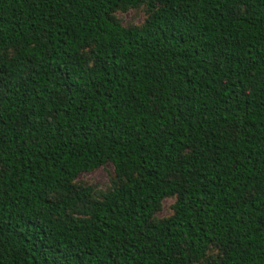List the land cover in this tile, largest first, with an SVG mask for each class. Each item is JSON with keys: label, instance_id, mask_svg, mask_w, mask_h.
I'll return each mask as SVG.
<instances>
[{"label": "trees", "instance_id": "trees-1", "mask_svg": "<svg viewBox=\"0 0 264 264\" xmlns=\"http://www.w3.org/2000/svg\"><path fill=\"white\" fill-rule=\"evenodd\" d=\"M146 4L140 28L111 16ZM108 162L124 183L101 200L73 185ZM212 245L264 264V0H0V264Z\"/></svg>", "mask_w": 264, "mask_h": 264}, {"label": "rangeland", "instance_id": "rangeland-1", "mask_svg": "<svg viewBox=\"0 0 264 264\" xmlns=\"http://www.w3.org/2000/svg\"><path fill=\"white\" fill-rule=\"evenodd\" d=\"M152 13V9L148 4H146L135 9H117L111 16L115 18L123 27L134 29L142 27ZM86 53H89V51H86ZM12 54V51H9V55ZM123 183L124 181L117 175L114 165L108 162L94 171L83 172L73 182V185L79 189L92 188L93 191L91 199L99 201L102 199L103 195L108 193L111 189L121 186ZM176 200V196L168 197L163 200L160 208L155 214L154 220L161 221L171 217L174 214V205ZM84 209L85 206H82L81 211L72 213L73 216L84 217ZM219 254V248L212 245L207 253L208 261L205 260L195 264H208Z\"/></svg>", "mask_w": 264, "mask_h": 264}]
</instances>
